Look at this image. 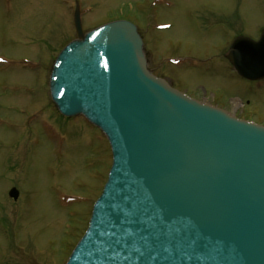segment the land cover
<instances>
[{
	"label": "water",
	"instance_id": "obj_1",
	"mask_svg": "<svg viewBox=\"0 0 264 264\" xmlns=\"http://www.w3.org/2000/svg\"><path fill=\"white\" fill-rule=\"evenodd\" d=\"M73 23L50 99L98 128L112 161L65 264H264V126L154 77L130 22L83 33L76 5ZM224 58L242 79L263 80L264 31L236 37Z\"/></svg>",
	"mask_w": 264,
	"mask_h": 264
},
{
	"label": "rangeland",
	"instance_id": "obj_2",
	"mask_svg": "<svg viewBox=\"0 0 264 264\" xmlns=\"http://www.w3.org/2000/svg\"><path fill=\"white\" fill-rule=\"evenodd\" d=\"M76 4L83 32L132 23L155 77L192 98L201 86L219 93L220 107L264 126V81L241 79L224 58L231 36L264 31V0H0V264H65L111 165L101 132L61 117L48 92L56 55L76 38ZM212 13L235 27L209 30Z\"/></svg>",
	"mask_w": 264,
	"mask_h": 264
},
{
	"label": "flooded vegetation",
	"instance_id": "obj_3",
	"mask_svg": "<svg viewBox=\"0 0 264 264\" xmlns=\"http://www.w3.org/2000/svg\"><path fill=\"white\" fill-rule=\"evenodd\" d=\"M212 14H214L215 16L217 17H214L212 18ZM210 14L212 17H210L208 20H207V24L204 26H207L209 28V30H213V29H219V33H222V32H228L231 28L235 27L234 25V22H232L231 20V17L232 15L231 14H226V16H223L221 13H212ZM222 29V30H221ZM228 30V31H227ZM237 36H245L243 35L241 32H239L237 35H234V36H231L229 42L227 43L226 45V50L228 49V47L230 46V44L232 43V41L237 37ZM251 38V37H249ZM259 38V35L256 36V38H251L253 40H257ZM225 53V52H224ZM191 55H188V56H185L186 58H192L190 57ZM196 58V57H194ZM169 61H172V59H168ZM230 66V65H229ZM207 70V69H206ZM212 73H217V68L213 71H211ZM206 74L209 73L208 70L205 72ZM170 87L172 88H175L177 89L176 87H173L171 82L168 80V79H163ZM252 83V82H251ZM259 83V82H258ZM179 90V89H177ZM180 91V90H179ZM197 91V97L198 98H195L196 100L198 101H201L203 103H208L212 106H215L217 108H221L223 110H225V108L223 107H220L218 104H217V101L219 100V93H215V92H212L211 90H207L206 88H204L203 86L201 87H198L196 88ZM181 92L185 93L186 95H188V92L186 90H182ZM189 96V95H188ZM56 110V109H55ZM227 111V110H226ZM58 113V112H57ZM59 114V113H58ZM60 139V137H58V140ZM11 188H14V186H12ZM19 194L18 196L16 197V199H12V201H17L19 199Z\"/></svg>",
	"mask_w": 264,
	"mask_h": 264
}]
</instances>
